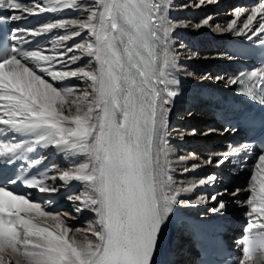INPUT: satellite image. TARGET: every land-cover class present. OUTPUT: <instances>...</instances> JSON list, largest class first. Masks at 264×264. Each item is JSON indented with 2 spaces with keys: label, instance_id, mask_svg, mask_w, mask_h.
Returning <instances> with one entry per match:
<instances>
[{
  "label": "snow or ice",
  "instance_id": "snow-or-ice-1",
  "mask_svg": "<svg viewBox=\"0 0 264 264\" xmlns=\"http://www.w3.org/2000/svg\"><path fill=\"white\" fill-rule=\"evenodd\" d=\"M215 2L197 0L195 6ZM173 6V0H44L43 6L39 0H0V25L45 12L80 13L38 27L16 26L10 42L0 41V137H5L0 139V157L8 164L26 160L40 146L74 158L71 168L55 176L45 171L0 181V264H155L162 228L180 195L171 175L167 115L179 91L173 75L179 54L172 34L188 24L169 18ZM233 11L234 18L216 29L248 40L257 37L264 47V2ZM212 19L207 16L193 27H211ZM54 29L64 34L56 36L51 49L24 47L31 44L28 36ZM76 37L80 42L68 46ZM84 57L88 62L83 66H70ZM71 79L85 87L65 83ZM231 83L264 106V66L241 73ZM248 148L244 144L231 155ZM42 161L33 159L30 166ZM57 178L65 185H82L83 191L68 199L77 212L94 213L86 229L73 227L68 213L49 210V197L9 187L22 183L39 194L56 193L59 188L48 180ZM215 181L209 176L199 184ZM243 191L249 193L242 202L249 220L237 264H264V152ZM222 195L210 197L216 202L213 212L226 209V202L218 199ZM206 202L202 198L195 203Z\"/></svg>",
  "mask_w": 264,
  "mask_h": 264
},
{
  "label": "bare ground",
  "instance_id": "bare-ground-1",
  "mask_svg": "<svg viewBox=\"0 0 264 264\" xmlns=\"http://www.w3.org/2000/svg\"><path fill=\"white\" fill-rule=\"evenodd\" d=\"M29 2H33V0H29L27 3ZM39 2L43 6L44 0H39ZM239 2L242 5L240 8L250 10L252 3H258V0L252 2H249V0H216L215 3L206 4L201 7L195 6L197 0H173L174 6L169 11V18L178 23L188 24V27H178L172 34L173 48L179 54L178 64L173 73L174 77L184 75L207 84H232L231 77L227 76L226 63L229 62H226V56L214 54L209 48H211V41L216 42L221 47L222 39L225 37L246 39L245 36H237L234 32H220L215 27L217 24L226 26L234 18L233 10ZM185 4L188 5L187 8L183 7ZM223 7L228 8L227 12H222L221 9ZM17 14L20 13L18 12ZM79 15L80 13L75 17ZM246 15L247 12L245 16H242L237 21L238 27L246 18ZM207 16L213 18L210 22L211 27H201L199 29L193 27V25L202 21ZM54 40L43 45L41 48L46 50L51 49ZM70 42L71 40L67 41V45ZM195 43L199 45V49H195ZM46 54L50 53L46 52ZM75 54L80 55V50H76ZM68 55L71 56L72 53ZM64 59L67 60V57H64ZM87 62L88 58L84 57L76 65L83 66ZM70 66L73 67L75 64H71ZM212 69L213 72H211ZM217 76L221 77V79L217 80ZM69 81H71V85L76 84L80 89L85 87L84 83L80 80L71 79ZM169 107L171 108V111L167 115L169 159L172 168L171 175L176 182L175 187L180 191V195L177 197L179 203L174 206L172 213L162 228L156 264H192L195 251L187 239L177 229L172 228L174 218L177 216H192L243 224L248 206L242 202L249 196V193L243 191V189L248 187L253 166L249 173H243L242 178H240L246 184L244 187L242 185L231 187L225 184L217 171H229L233 166L229 158L223 164H218L217 162L228 155V153L234 151L231 139L235 138V136L218 129L217 124H213L206 115L198 113V108L190 102L173 101ZM208 122H211L213 127L208 128ZM225 138H228V140L224 143L221 142ZM181 157H184V159H180ZM208 159L212 160L211 164L206 163ZM73 162L74 158L63 157L56 165L57 171L53 176L57 175L58 170L71 168ZM193 165H199V167H193ZM185 169L188 170L185 171ZM209 176L216 177L214 184H199V180L207 179ZM50 184L58 187L59 191L71 185H78L79 191L77 194L83 191V187L79 182L65 185L57 178L55 181L51 180ZM185 189L188 190L185 191ZM237 189H242V191L237 196H233L231 193ZM214 190L215 194L213 193ZM197 192L204 194L205 198L208 197L210 200L207 199L206 203H195L196 200L193 201L195 199L193 197ZM220 193L223 195L222 197H218V199L222 198L226 202L227 207L221 212H213L211 209L216 206V202L212 201L210 197ZM64 200L69 201V206L60 212L69 214V223L73 227L86 229L89 222L95 219L94 213L86 209L77 212L76 204L70 201L68 197H65ZM235 243L237 241L234 239L233 244Z\"/></svg>",
  "mask_w": 264,
  "mask_h": 264
},
{
  "label": "rangeland",
  "instance_id": "rangeland-1",
  "mask_svg": "<svg viewBox=\"0 0 264 264\" xmlns=\"http://www.w3.org/2000/svg\"><path fill=\"white\" fill-rule=\"evenodd\" d=\"M254 3H257V2H254ZM256 6V5H255ZM240 8V7H242V5H241V2H239L238 4H236L235 5V8ZM249 7V6H248ZM254 7V6H253ZM250 8H252V7H250ZM222 12H227V10H228V8L227 7H223L222 9ZM197 21H199V20H197ZM209 50L212 52V50H211V48H209ZM75 67H77V65H75V66H73V68H75ZM74 86H77L76 84L74 85ZM212 122V121H211ZM211 122H208V124H209V126H208V128H210V127H213V124L211 123ZM207 123V122H206ZM226 140H228V138H225V139H223V141H221V142H226ZM220 142V141H219ZM246 183H247V181H246ZM246 185V184H245ZM244 185V186H245ZM243 186V187H244ZM214 194H215V192H213ZM201 195V196H200ZM203 195V196H202ZM199 197H201V198H199ZM206 196L204 195V194H201V193H199V192H197V193H195V195H194V197H193V201H197V199L198 200H200V199H205L206 201H208V200H210L208 197L207 198H205ZM208 199V200H207ZM190 201H192V200H190Z\"/></svg>",
  "mask_w": 264,
  "mask_h": 264
}]
</instances>
